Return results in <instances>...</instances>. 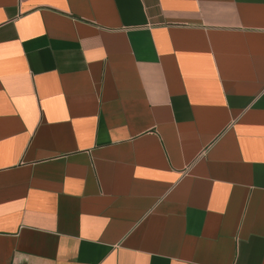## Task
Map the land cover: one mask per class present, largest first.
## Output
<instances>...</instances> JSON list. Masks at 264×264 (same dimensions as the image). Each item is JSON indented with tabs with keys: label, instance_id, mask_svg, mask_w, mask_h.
Segmentation results:
<instances>
[{
	"label": "crops",
	"instance_id": "0c3cea01",
	"mask_svg": "<svg viewBox=\"0 0 264 264\" xmlns=\"http://www.w3.org/2000/svg\"><path fill=\"white\" fill-rule=\"evenodd\" d=\"M0 264H264V0H0Z\"/></svg>",
	"mask_w": 264,
	"mask_h": 264
}]
</instances>
